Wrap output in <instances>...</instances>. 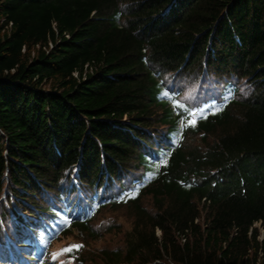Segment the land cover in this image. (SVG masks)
<instances>
[{
  "label": "trees",
  "instance_id": "trees-1",
  "mask_svg": "<svg viewBox=\"0 0 264 264\" xmlns=\"http://www.w3.org/2000/svg\"><path fill=\"white\" fill-rule=\"evenodd\" d=\"M124 206L103 264H264V0H0V247Z\"/></svg>",
  "mask_w": 264,
  "mask_h": 264
},
{
  "label": "rangeland",
  "instance_id": "rangeland-1",
  "mask_svg": "<svg viewBox=\"0 0 264 264\" xmlns=\"http://www.w3.org/2000/svg\"><path fill=\"white\" fill-rule=\"evenodd\" d=\"M184 80H186L185 83L182 81L179 83L185 90L182 99L191 102L192 105L202 102L210 93H214V90H211L213 85H209L210 82L207 83L208 86H204L195 76ZM145 206H152V201L148 199ZM97 217L92 223V228L101 235L100 239H94L88 235L82 237L76 232L71 233L70 236L52 247V253L57 264H77L78 261H82L83 264H103L101 253L104 249L116 251V249H121L124 246L125 232L132 229L134 221L131 210L126 206L115 210L106 208L100 211ZM261 233L263 238V229H261ZM73 245L81 246L71 250V252H75L74 255L70 251H65Z\"/></svg>",
  "mask_w": 264,
  "mask_h": 264
},
{
  "label": "snow or ice",
  "instance_id": "snow-or-ice-1",
  "mask_svg": "<svg viewBox=\"0 0 264 264\" xmlns=\"http://www.w3.org/2000/svg\"><path fill=\"white\" fill-rule=\"evenodd\" d=\"M173 90H177L176 89V87H175V85H173V87L170 89V91H173ZM218 98H223L222 96L221 97H218ZM79 247H81V246H79V245H73L72 247H70V248H68V249H66L65 251H71L73 248H79Z\"/></svg>",
  "mask_w": 264,
  "mask_h": 264
}]
</instances>
